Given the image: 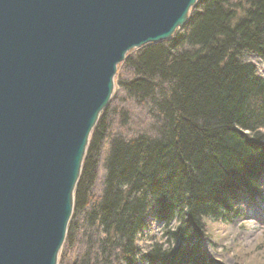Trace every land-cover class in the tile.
<instances>
[{
    "label": "trees",
    "instance_id": "trees-1",
    "mask_svg": "<svg viewBox=\"0 0 264 264\" xmlns=\"http://www.w3.org/2000/svg\"><path fill=\"white\" fill-rule=\"evenodd\" d=\"M257 62L264 0H197L169 39L127 52L89 135L57 264H222L203 251L212 225L264 213Z\"/></svg>",
    "mask_w": 264,
    "mask_h": 264
},
{
    "label": "water",
    "instance_id": "water-1",
    "mask_svg": "<svg viewBox=\"0 0 264 264\" xmlns=\"http://www.w3.org/2000/svg\"><path fill=\"white\" fill-rule=\"evenodd\" d=\"M196 1L0 0V264H56L117 65Z\"/></svg>",
    "mask_w": 264,
    "mask_h": 264
},
{
    "label": "rangeland",
    "instance_id": "rangeland-1",
    "mask_svg": "<svg viewBox=\"0 0 264 264\" xmlns=\"http://www.w3.org/2000/svg\"><path fill=\"white\" fill-rule=\"evenodd\" d=\"M256 66L258 73L264 78V65L257 62ZM245 211L246 216L236 222L212 225L211 236L202 240L203 251L208 257L222 264H264V213L255 215V210L251 208H245ZM150 228L159 235V224L154 222Z\"/></svg>",
    "mask_w": 264,
    "mask_h": 264
},
{
    "label": "bare ground",
    "instance_id": "bare-ground-1",
    "mask_svg": "<svg viewBox=\"0 0 264 264\" xmlns=\"http://www.w3.org/2000/svg\"><path fill=\"white\" fill-rule=\"evenodd\" d=\"M115 76V75H114ZM113 84H114V78H113Z\"/></svg>",
    "mask_w": 264,
    "mask_h": 264
}]
</instances>
